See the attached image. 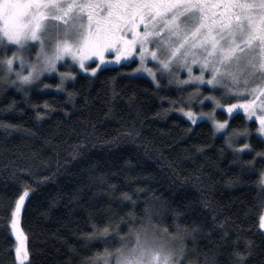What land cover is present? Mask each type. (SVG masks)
Wrapping results in <instances>:
<instances>
[{
  "label": "trees",
  "instance_id": "16d2710c",
  "mask_svg": "<svg viewBox=\"0 0 264 264\" xmlns=\"http://www.w3.org/2000/svg\"><path fill=\"white\" fill-rule=\"evenodd\" d=\"M124 65L104 67L95 77L78 74L64 92L17 90L0 80V124L11 126L0 127V201L10 202L22 185L30 186L21 225L31 264H81L102 254V240L85 239L93 224L127 221V213L138 217L145 206L160 212L158 222L170 231L173 223L200 227L195 244L186 241L195 264L206 258L232 264L231 253L244 252L247 241L253 243L246 264H264L258 229L264 160L245 153L240 160L255 162L242 167L210 122L193 125L178 111L187 108L178 88L163 80L157 88L150 78L131 75L135 63ZM217 115L226 118L222 111ZM233 116L232 127L251 133L234 146L246 142L264 151L257 125L242 113ZM5 220L0 214V264H12L14 238ZM120 229L127 232L123 223Z\"/></svg>",
  "mask_w": 264,
  "mask_h": 264
},
{
  "label": "snow or ice",
  "instance_id": "6c2138e0",
  "mask_svg": "<svg viewBox=\"0 0 264 264\" xmlns=\"http://www.w3.org/2000/svg\"><path fill=\"white\" fill-rule=\"evenodd\" d=\"M122 61H138L131 75L146 72L157 88L160 80L194 88L187 98V110L179 107L178 111L193 125L211 120L242 167L251 168L255 162L240 160L245 153L255 152L264 160V151L256 152L249 143L234 146L251 133L247 127L229 123L235 118L233 113L239 116L242 112L257 125L255 132L264 142V0H0V80L16 85L17 90L42 83L46 74L58 77L56 88L62 90L66 81L76 79L77 72L95 77L102 65ZM150 62L154 67L148 66ZM65 67L73 70L59 71ZM179 72L187 78L179 79ZM202 88L210 94L205 95ZM216 92L219 97L211 94ZM193 99L201 106L211 102L212 111L197 114L191 110ZM216 109L229 118L216 119ZM260 184L264 187V171ZM30 191V186L22 185L10 202L0 201L9 238L14 237L9 250L12 264H31L29 237L21 227ZM123 199L135 206L127 194ZM126 215L127 221L93 224L85 239L102 240L107 247L81 264H195L186 241L195 244L199 226L173 223L170 231L161 226L163 215L148 206L138 217L134 212ZM121 223L127 229L124 235L120 234ZM219 227L220 239L226 241L225 225ZM258 229L264 235V214L259 216ZM252 243L246 242L244 252L231 253L232 264H246ZM214 261L206 258L205 264Z\"/></svg>",
  "mask_w": 264,
  "mask_h": 264
},
{
  "label": "rangeland",
  "instance_id": "374dc122",
  "mask_svg": "<svg viewBox=\"0 0 264 264\" xmlns=\"http://www.w3.org/2000/svg\"><path fill=\"white\" fill-rule=\"evenodd\" d=\"M106 58H108V59H113V57H111V56H107ZM125 63H127V64H132L131 61H127V62L122 61L120 64L112 63V64H108V65H102V66H101V69L104 68V67L119 66V65H121V64H125ZM93 66H95V65H93ZM148 66H149V67H154V62H150V63L148 64ZM137 67H139V63H138V61L135 63V66H134L133 69H132V73H134V70H135ZM72 70H73V69L70 68V67L59 68V71H72ZM193 71H194V74H198L197 66H194ZM78 74H87V75H90L89 73H80V72H77V73H76V76H77ZM54 75H55V74H53V76H54ZM137 75H139V76H144V77L150 78V79L152 80L151 76H149L146 72H144V73H140V74H137ZM178 78H179V79H186V78H187V74H186L185 72H179V73H178ZM11 79H15V77L13 76ZM41 80H42V83H41V82H36V83L33 84L32 86H24V88L27 89V88H30V87H37V86H40V87L43 88V89H54L55 91L64 92V90L66 89V86L68 85V83L71 82V81H66L65 84H64V86H63V89H62V90H57L56 85L59 84V78H58V77L53 78V77H49V76H47V74H46L45 77H41ZM163 81L166 82V85H170V86H173V87H175V88H178V91L180 92V94L182 95V97H183V99H184L185 101H187V98L189 97V94L192 93V92L194 91V88L189 87V86H186V85H178V84H176L175 82L169 84L166 80H163ZM45 85H49L50 87H48V88H44ZM15 86H16V85H15ZM16 88H17V86H16ZM201 91H202L205 95L210 94V93L207 91L206 88H202ZM211 94L217 95L218 97L220 96V93H219V92L211 93ZM222 102H224V101H222ZM232 102H236V101H232ZM212 108H213V105H212L211 102H209V101H205V104H204L203 106H201V105L198 104V102H197L195 99L192 100V109H191V110L197 112V114H199L200 111H203V112H206V113H207V112H211V111H212ZM185 110H187V108H185ZM218 111H222V112L225 114L226 118H224V119H228V118H229L226 112H224V111L221 110V109H216V111H215L216 119L220 120L219 117H218V115H217V112H218ZM241 113H242V112H241ZM234 114H236V113H233V115H234ZM242 114H243V113H242ZM243 115H244V114H243ZM185 118H186V117H185ZM224 119H223V120H224ZM205 120L208 121V122H210V123L212 124V121H211V120H209V119H205ZM223 120H221V121H223ZM198 121H200V120H198ZM229 122H230V120H229ZM263 214H264V212H263ZM21 227H22V225H21ZM13 238H14V237H13Z\"/></svg>",
  "mask_w": 264,
  "mask_h": 264
}]
</instances>
